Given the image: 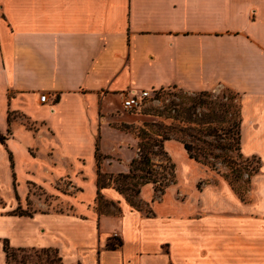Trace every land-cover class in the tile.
Wrapping results in <instances>:
<instances>
[{
    "label": "crops",
    "instance_id": "1",
    "mask_svg": "<svg viewBox=\"0 0 264 264\" xmlns=\"http://www.w3.org/2000/svg\"><path fill=\"white\" fill-rule=\"evenodd\" d=\"M170 87L238 96L240 152L259 160L248 197L197 178L174 199L177 184L153 202L142 189L144 214L105 188L119 213L101 214L96 153L108 174L138 156L120 94ZM30 183L68 187L74 212L13 215ZM0 203V241L61 264H264V0H0Z\"/></svg>",
    "mask_w": 264,
    "mask_h": 264
},
{
    "label": "rangeland",
    "instance_id": "2",
    "mask_svg": "<svg viewBox=\"0 0 264 264\" xmlns=\"http://www.w3.org/2000/svg\"><path fill=\"white\" fill-rule=\"evenodd\" d=\"M237 111L238 96L228 88L218 87L213 91L192 93L170 87L151 93L150 97L141 103L139 109L133 112L137 122L130 125L121 124L117 128L130 134L137 141V148L140 135L144 132L153 139L168 136L171 141L188 142L193 147L192 154L198 156V161L190 159L184 150L185 157V154H182L183 151L177 148L170 150L172 158L167 154L169 162L174 165V184L179 186V189L172 186L167 191V195L172 199L177 197L176 190L187 195L193 180L197 178L201 179V184H208L212 180L223 181L232 190H237L241 197L247 198L250 190V184H247L250 178L247 175L256 169L257 160L240 157L235 150L234 129L230 127L233 120L237 119ZM197 126L202 129L204 127L205 130L200 131L196 128ZM178 141L175 142L181 144ZM172 146L175 147V145ZM137 153L139 154V150ZM186 158L195 163L191 165L192 170L187 167ZM152 163L157 170L161 165H168L164 156H153ZM158 181L157 184L150 183L140 188V193L143 189V199L156 201L164 196L169 186L173 185L170 183L167 188H163V194H161L159 189H161L162 179L159 177ZM111 184L108 188L115 189L114 183L111 182ZM140 193L137 198H132V203L119 194L132 209L148 214L150 204L140 198ZM62 195L72 197L74 192L68 187H57L52 191L44 190L30 183L25 204L22 207L16 206L12 213L31 216L37 212H74L73 206ZM93 207L101 214L118 215L119 213L117 206L102 196L100 200L96 198ZM6 246V242L0 241V248L3 249ZM23 250L13 252L14 257L9 259L11 264H48L47 256L53 258L52 253H42V249L24 248Z\"/></svg>",
    "mask_w": 264,
    "mask_h": 264
},
{
    "label": "trees",
    "instance_id": "3",
    "mask_svg": "<svg viewBox=\"0 0 264 264\" xmlns=\"http://www.w3.org/2000/svg\"><path fill=\"white\" fill-rule=\"evenodd\" d=\"M155 91H152L153 93ZM225 119L224 117L222 118ZM240 109H239V102H238V111H237V119L233 120L230 129H234L233 132V143L235 145V150L237 151L238 155L242 157L243 155L240 152ZM200 124V123H199ZM201 126V125H200ZM198 130L204 131L205 128H199ZM125 129H128L127 126H124ZM232 129V130H233ZM160 136V135H159ZM170 138L168 136H161V138L153 139L148 136L145 132L140 135V141L138 142V150L139 154L138 157L133 159L129 165V171L127 173H119V174H108L103 173L100 170L99 163L102 159L101 155L96 153V161H97V199L100 200L101 195L100 191L102 189L108 188L111 186V182H113V186L115 189L123 196H125L126 200L129 203H132V198H137L140 193V188L147 184H157L158 178L162 179L161 181V189H159L160 193L163 194V188H167L170 183L174 184V165L169 162V158L167 153L164 150V143L169 141ZM178 141V140H175ZM183 145L184 150L188 154L190 159L194 161H198L199 158L196 155L192 154L193 147L188 142L178 141ZM230 145V144H229ZM153 156H164L168 165H161L157 170L155 165L152 163ZM256 159V158H255ZM257 160V167L256 169L248 174V178L251 177L258 172L259 170V160ZM201 161V160H200ZM247 184H250V180L248 179ZM234 190V191H233ZM232 191L241 199L246 200L240 196L237 190L233 189ZM13 215H16L12 213ZM18 216H25V215H18ZM3 251L6 255V264H11L9 259L14 257L13 252L17 251H24L23 249H13L10 248L8 245L3 248ZM42 253H52L53 258H48L47 256V263L48 264H61V258L59 257L58 251L56 249H42ZM23 263V261H22Z\"/></svg>",
    "mask_w": 264,
    "mask_h": 264
},
{
    "label": "built area",
    "instance_id": "4",
    "mask_svg": "<svg viewBox=\"0 0 264 264\" xmlns=\"http://www.w3.org/2000/svg\"><path fill=\"white\" fill-rule=\"evenodd\" d=\"M151 92L142 90L139 93L134 91L122 92L120 94L121 97V106L124 111L127 112H135L141 106V103L148 97H150ZM46 100V96H40V101L44 102Z\"/></svg>",
    "mask_w": 264,
    "mask_h": 264
}]
</instances>
